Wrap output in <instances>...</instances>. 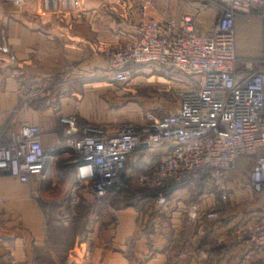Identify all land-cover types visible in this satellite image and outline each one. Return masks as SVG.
Masks as SVG:
<instances>
[{
	"label": "crops",
	"instance_id": "1",
	"mask_svg": "<svg viewBox=\"0 0 264 264\" xmlns=\"http://www.w3.org/2000/svg\"><path fill=\"white\" fill-rule=\"evenodd\" d=\"M36 2L3 6L0 130L7 126V136L22 123L37 124L44 130L45 150L64 135L56 128L61 114L84 120L90 112L86 106L106 95L108 84H126L107 76L103 51L136 40L130 22L191 14L200 32L209 35L221 14L203 0H162L154 5L148 1L143 12L145 0H80L78 13L49 16L37 12ZM234 36L239 70L246 71L249 62L262 63L264 68V17L255 10L250 15L237 14ZM142 67L136 68L131 79ZM171 80L181 83L179 93L182 82ZM34 89L45 93L34 97ZM100 128L112 134L118 127ZM66 165L75 175L74 165ZM249 169L245 158L236 160L227 177L225 200L207 186L189 185L173 191L159 212L136 210L121 198L111 206L98 204L92 194L81 192L85 207L68 213L65 197L74 179L20 183L0 173V264H50L49 257L51 264H264V248L236 237L237 230L264 218V191L251 189ZM51 182L56 187L51 189ZM38 194L49 204L57 203L63 221L50 228ZM191 201L216 209L218 218L198 215L190 220L186 205ZM71 216L75 219L70 220ZM54 232L70 233V242L60 243L59 236L54 241L49 237Z\"/></svg>",
	"mask_w": 264,
	"mask_h": 264
},
{
	"label": "built area",
	"instance_id": "2",
	"mask_svg": "<svg viewBox=\"0 0 264 264\" xmlns=\"http://www.w3.org/2000/svg\"><path fill=\"white\" fill-rule=\"evenodd\" d=\"M24 1L0 0V19L4 5ZM203 1L221 11L209 35L200 32L191 14L163 15L130 22L136 40L103 51L106 74L115 82L128 83L143 65L165 68L178 78L183 88L171 112H146L142 122H126L112 134L79 124L74 114L59 116L75 170L71 203L82 202L81 192H87L98 204L111 206L123 192L134 190L138 204L152 200L159 212L173 191L189 185L214 188L225 200L227 177L239 158L250 166L251 189L264 191V68L249 62L246 71L239 70L234 36L235 16L255 10L264 17V0ZM146 8L145 2L141 11ZM36 10L49 16L74 14L80 0H39ZM43 131L25 122L7 136L0 132V173L20 183L44 178ZM186 214L190 220L219 216L196 201L186 205ZM236 232L238 239L264 248V218Z\"/></svg>",
	"mask_w": 264,
	"mask_h": 264
},
{
	"label": "rangeland",
	"instance_id": "3",
	"mask_svg": "<svg viewBox=\"0 0 264 264\" xmlns=\"http://www.w3.org/2000/svg\"><path fill=\"white\" fill-rule=\"evenodd\" d=\"M35 1H37L36 6H38L39 0H25L24 2L26 3ZM148 1L153 3V5L156 2H162V0H145V2ZM9 6L18 5L10 4ZM180 84V82H172L171 73L167 69L156 67L154 65H143L136 77L131 79V81L128 83L108 84L106 95H100L97 99L88 104L86 106L88 109L90 108L89 115H87L88 117L84 120H79L77 117L78 123L91 124L92 126L96 127L113 129L126 122L139 123L141 117L146 112H154L157 115L167 114L171 112L177 105L179 98L178 90L181 87ZM44 93L45 91L42 89L33 90L34 97H40ZM49 107L53 108L55 105H49ZM56 128L64 135L60 137L58 144H56L53 148L45 150L47 159L44 164V178H42L43 182L49 181V179L52 177H55V179H74L73 170L68 165H66L70 161V157L68 156V149H66L64 145L66 139L64 127L57 123ZM6 129H8L7 126L3 127L0 132H6ZM50 187L52 189L56 187V184L54 185V183L51 182ZM134 192V190L133 192L125 191L119 196V198H121L124 204H127L128 206L132 205L131 207H134L136 210H154V205L152 204L153 202L150 200L149 202L152 203L145 202L138 204L135 200ZM136 192L141 194L143 193V190H136ZM210 192L217 194L214 188H211ZM43 199L44 198L42 195H37L38 203L42 207L43 213L48 220V225L50 228H52L51 226H54L57 220H60V222L63 221V212L59 210L57 203L49 204V202H46ZM65 200V206L67 207L66 209L69 210L68 213L76 212L77 210L85 207V204L82 202H79V204L71 203L70 190L67 193ZM197 202L200 204L199 201ZM124 204L123 206H126ZM72 217L73 216H71L69 219H75ZM147 224H150V222ZM56 232L50 233L49 237L55 241L56 236H59V242H62V244L66 245L70 242V233L59 234ZM48 260L50 264L53 261L51 257H49ZM59 261L62 260L60 259Z\"/></svg>",
	"mask_w": 264,
	"mask_h": 264
},
{
	"label": "trees",
	"instance_id": "4",
	"mask_svg": "<svg viewBox=\"0 0 264 264\" xmlns=\"http://www.w3.org/2000/svg\"><path fill=\"white\" fill-rule=\"evenodd\" d=\"M154 205V204H153ZM155 207V206H154Z\"/></svg>",
	"mask_w": 264,
	"mask_h": 264
}]
</instances>
